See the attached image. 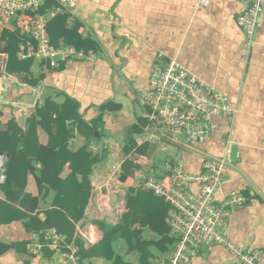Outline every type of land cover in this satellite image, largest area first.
Segmentation results:
<instances>
[{"label": "crops", "instance_id": "1", "mask_svg": "<svg viewBox=\"0 0 264 264\" xmlns=\"http://www.w3.org/2000/svg\"><path fill=\"white\" fill-rule=\"evenodd\" d=\"M201 1L77 0L74 11L66 13L69 15L67 24L72 26L75 20L81 24L79 33L91 38L100 50L95 52L96 60H74L57 67H52L49 62L32 60L29 76L9 74L14 77V83H5L0 88V131H5L10 121L21 130V136L26 137L32 152L28 160L33 169L27 171L21 191L10 189L13 199L0 188V202L5 204L0 210L3 220L0 223V264H58V256L68 253V246L76 248L81 264H112L105 259L80 257L74 243L79 237L76 225L86 218L93 220L96 212L106 208L100 196L106 193L104 184L111 167L120 163L121 175L125 160L136 164L133 158L141 156L135 149L127 156L123 155L124 131L140 124L146 108L142 94L148 87L150 71L158 55L165 61L176 60L206 86L225 96L235 110L230 123L226 118L218 120L220 129L198 147L199 152L178 147V161L188 173L199 174L203 156L227 158L230 168L216 200L222 202L232 193L247 199L245 206L230 215L228 239L232 244L264 250V10L259 17L253 45L247 49L244 34L237 25L244 8L241 1L205 0L204 4ZM1 46L2 43L0 49ZM0 60L4 62L5 71L7 56ZM45 100H50L59 109L72 100L81 120L89 128L101 117L102 127L97 126L95 134H99L100 139H93L85 126H79L72 119L64 126L54 121L42 125L36 112ZM108 102L120 105L121 110L101 113L99 107ZM52 118L55 119V115ZM141 133L133 135L137 145H142L137 142ZM101 143L103 150L98 152ZM145 144L149 146L146 155H142L146 165H139L126 182L121 181L126 196L130 190L146 191L138 187L141 173L154 178L163 173V168L157 169L155 160L166 161L168 155L160 156L158 151H164V145L169 143ZM51 146L54 156L63 165L59 172L58 163L51 160L52 154L42 156L50 160L42 180V164L37 160V153L40 148ZM84 147L100 161L92 166L88 176L91 197L82 219L74 223L73 240L68 242L55 228L45 230L44 236L26 230L29 218L44 222L46 212L52 208L69 207L58 201L55 181H60L68 193L74 189L70 186L73 155ZM8 165L9 159L5 171ZM81 183V175L76 174L73 184ZM192 190L196 192L197 187ZM165 222L167 224V216ZM98 223L99 238L92 234L90 237L94 242L90 244L82 239L84 246H94L102 239ZM51 230L64 239L56 251L49 248L50 241L46 236ZM143 238L156 240V236L147 230L143 231ZM171 249L164 253L153 249L152 263L168 259ZM114 251L125 261L138 264V255L127 254L121 241L114 243ZM193 264H236V260L223 247L211 246L199 251Z\"/></svg>", "mask_w": 264, "mask_h": 264}, {"label": "built area", "instance_id": "2", "mask_svg": "<svg viewBox=\"0 0 264 264\" xmlns=\"http://www.w3.org/2000/svg\"><path fill=\"white\" fill-rule=\"evenodd\" d=\"M54 1L58 4L57 9L39 15L36 11L44 0H0V31L18 30L22 37L17 57L39 63L49 62L52 67L60 63L68 65L74 60L95 61L93 52L84 53L69 46L56 48L50 44L48 21L57 14H70L77 5V0ZM240 1L244 8L237 25L244 34L247 49H250L264 10V0ZM201 3L206 2L202 0ZM0 57L4 58L5 54L0 52ZM163 58L162 55L157 56V62L150 71L148 87L142 94L146 108L141 114L142 133L137 142L169 143L199 152L198 147L220 129L218 120L226 118L230 123L235 110L225 96L206 86L176 60L165 61ZM5 83L12 85L14 77L5 73L4 62L0 60V88ZM133 159L140 166L146 165V158L142 155ZM6 161V155L0 154V182L5 180ZM120 167V163L111 167L104 184L106 193H101L100 198L106 203V208L96 212L93 220L86 218L76 225V235L86 244L94 242L90 237L92 234L99 238L97 222L115 225L127 211ZM229 168L226 157L203 156L199 174L188 173L181 161H167L159 178L147 173L139 175L138 187L164 198L169 205L167 224L169 237L174 243L168 259L158 264H193L199 251L211 246L223 247L235 258L236 264H264V250L232 244L228 239L231 213L247 204V199L238 193L228 195L222 202L216 200ZM193 187H197L196 192H193ZM46 236L50 241L49 248L54 251L64 241L55 230ZM68 248V253L58 256V264H81L76 248Z\"/></svg>", "mask_w": 264, "mask_h": 264}, {"label": "trees", "instance_id": "3", "mask_svg": "<svg viewBox=\"0 0 264 264\" xmlns=\"http://www.w3.org/2000/svg\"><path fill=\"white\" fill-rule=\"evenodd\" d=\"M57 8L58 4L54 0H44L43 5L38 8L36 13L43 15ZM68 19L69 15L67 14H57L48 21L47 32L50 44L56 48L69 46L76 51L84 53L88 51L99 52L97 44L91 38L82 36L79 33L81 24L75 20L72 26H68ZM21 40L22 37L19 35L18 30L0 31V42L2 43L0 52L7 56L5 72L27 77L33 61L32 59H18L17 55ZM27 81L32 83L29 80ZM99 109L101 113L105 111L113 112L121 110V106L108 102L100 106ZM36 113L41 117L42 125L45 122L51 123L54 121L59 126H64L66 121L72 119L79 126H85L93 139H100L99 134L98 136L95 135V130L97 126L102 127V118L98 117L94 120L92 127L89 128L81 120L80 115L77 113V105L72 100L66 101L60 109L50 100H45L42 105H39ZM53 115H55V119L52 118ZM141 125L142 120L140 119L139 125H134L127 131L122 147L124 156H127L133 149H135L137 154L146 155L149 146L147 144L137 145L133 139V135L140 134ZM52 151V146L49 148L42 147L37 153V160L42 164V180L45 179L47 166L50 161L42 156L52 154L53 158L51 160L58 163V171L60 172L62 168L63 163H59L60 160L54 156ZM31 153L26 137L21 136V130L14 122H8L7 129L0 131V154L9 155V165L5 171L6 180L0 183V188L8 195L9 199H13L9 193L11 188H18L20 191L24 188L26 173L33 169L28 160ZM99 161V157H92L86 147L73 155L70 186H73L74 189L68 193L60 181H55L58 201L67 203L69 207L59 205L56 208H52L46 212L44 222L37 220L35 217L29 218L30 223L25 224L26 230L39 232L40 235L44 236L45 230L55 228L59 234L66 237L68 242H71L74 238V223L82 219L87 201L91 197L88 176L91 173L92 166ZM138 169L139 165L134 164L130 160H125L122 164L120 181L126 182L127 177ZM76 174H80L82 177L80 185L73 184ZM84 199L85 203L83 202ZM126 204L127 211L117 225L112 226L105 222L98 223L103 235L96 245L86 247L80 237L74 239L82 259L99 258L110 261L112 264H134L125 261L122 256L114 251V243L121 241L126 246L127 254L134 253L138 255V264H153L154 250L164 253L173 247L174 241L169 237V228L165 222L169 206L162 198L155 196L150 191L130 190L126 196ZM4 207L5 204L0 202V210L4 209ZM1 221L3 220L0 216V223H2ZM144 230L154 234L156 240H145L143 238ZM4 249L8 248L5 247Z\"/></svg>", "mask_w": 264, "mask_h": 264}, {"label": "rangeland", "instance_id": "4", "mask_svg": "<svg viewBox=\"0 0 264 264\" xmlns=\"http://www.w3.org/2000/svg\"><path fill=\"white\" fill-rule=\"evenodd\" d=\"M139 115V114H138ZM140 116V115H139ZM128 129H126L124 131V136L126 135ZM124 138V137H123ZM122 141L123 139L121 140L120 142V146H118V149L121 150V146H122ZM165 147V150L164 151H158L159 155L160 156H165V155H168L166 159V161H178V148L171 145V144H165L164 145ZM153 156V154H151V157ZM156 158V157H155ZM153 159V157H152ZM166 161H162V162H158L155 160L156 164H157V169H162L163 166H164V163Z\"/></svg>", "mask_w": 264, "mask_h": 264}, {"label": "water", "instance_id": "5", "mask_svg": "<svg viewBox=\"0 0 264 264\" xmlns=\"http://www.w3.org/2000/svg\"><path fill=\"white\" fill-rule=\"evenodd\" d=\"M98 128L99 127L96 128V132H95L96 135H97V132H98ZM102 150H103V144L101 143L98 152H101ZM6 159H7V161L5 163V168L7 167V164H8L9 155H6Z\"/></svg>", "mask_w": 264, "mask_h": 264}]
</instances>
